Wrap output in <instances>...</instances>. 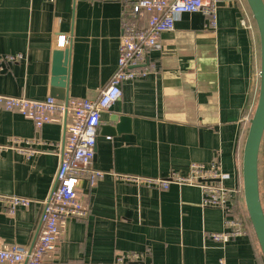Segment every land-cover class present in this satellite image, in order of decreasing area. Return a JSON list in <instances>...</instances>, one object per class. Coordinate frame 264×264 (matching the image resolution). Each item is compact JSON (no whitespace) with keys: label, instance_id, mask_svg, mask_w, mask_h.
<instances>
[{"label":"crops","instance_id":"obj_1","mask_svg":"<svg viewBox=\"0 0 264 264\" xmlns=\"http://www.w3.org/2000/svg\"><path fill=\"white\" fill-rule=\"evenodd\" d=\"M122 11L117 1L0 0V54L24 56L0 74V94L51 96L54 52L70 48L69 98L96 99L118 69ZM60 34L67 36L65 46L58 45ZM149 62L148 73L123 82L121 98L102 111L92 167L108 174L95 186L82 182L88 215L56 222L57 239L41 264H113L121 252H143L149 264H264L253 226L228 243L210 238L227 230L225 215L202 204L199 187L161 189L115 175L164 177L186 174L194 162L214 164L226 186L242 189L236 211L249 216L243 154L260 94L262 53L247 0H222L216 20L182 14ZM65 120L56 116L37 130L33 120L0 108V144L52 143L35 146L30 158L11 149L0 154V195L35 201L14 216L0 204L5 245L32 248L39 238ZM259 183L264 208V137Z\"/></svg>","mask_w":264,"mask_h":264},{"label":"built area","instance_id":"obj_2","mask_svg":"<svg viewBox=\"0 0 264 264\" xmlns=\"http://www.w3.org/2000/svg\"><path fill=\"white\" fill-rule=\"evenodd\" d=\"M54 2L56 0H45ZM117 1L123 4L122 35L119 46L118 69L109 85L102 89L96 99L69 98L67 101L49 96L32 99L26 96L0 94V108L18 112L31 119L37 130L54 117L65 120V136L59 146L61 161L50 196L43 201L42 222L44 227L32 248L21 244L5 245L0 241V264H41L44 254L54 247L57 239L56 222L88 215V205L80 194L83 181L95 186L108 174L93 169L97 137L102 111L109 109L122 96V83L135 80L148 73L150 55L161 49V36L173 32L176 20L185 13H202L216 20L217 9L222 0H99ZM145 19V20H144ZM242 24L251 27L247 20ZM67 36H58V45L65 46ZM22 54H0V74L23 59ZM26 146L15 140L13 144H0V154L14 150L32 157L38 153L35 146L52 145L41 139L26 140ZM120 180L137 185L167 189L172 184L197 186L202 190L205 207L224 211L226 231L212 232L214 241L228 243L246 234L243 217L236 213L242 189L230 188L223 183L226 175L217 165L192 163L186 174L173 172L164 177L115 174ZM32 199L17 195H0V204L14 216L21 206L30 207ZM113 264H149L143 252H121ZM218 264H225L221 259Z\"/></svg>","mask_w":264,"mask_h":264},{"label":"water","instance_id":"obj_3","mask_svg":"<svg viewBox=\"0 0 264 264\" xmlns=\"http://www.w3.org/2000/svg\"><path fill=\"white\" fill-rule=\"evenodd\" d=\"M261 39V84L258 104L251 120L243 154V189L246 208L264 256V208L260 195L259 154L264 137V0H247ZM70 48L54 52L51 96L69 99ZM128 119L121 117L122 121ZM24 264H27L25 262Z\"/></svg>","mask_w":264,"mask_h":264},{"label":"trees","instance_id":"obj_4","mask_svg":"<svg viewBox=\"0 0 264 264\" xmlns=\"http://www.w3.org/2000/svg\"><path fill=\"white\" fill-rule=\"evenodd\" d=\"M240 209V208H239ZM240 211V216L241 217H243V220H244V222H245V226H246V228L248 229V227H251L252 228V224H251V221H250V218H249V216L247 215V213H242V211L241 210H239ZM236 213H237V211H236ZM238 214V213H237Z\"/></svg>","mask_w":264,"mask_h":264}]
</instances>
